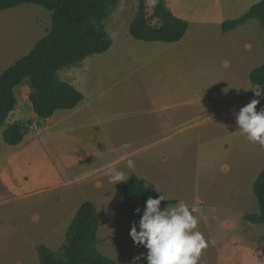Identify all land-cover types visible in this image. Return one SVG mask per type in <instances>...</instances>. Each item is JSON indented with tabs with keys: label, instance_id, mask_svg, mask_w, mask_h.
I'll list each match as a JSON object with an SVG mask.
<instances>
[{
	"label": "rangeland",
	"instance_id": "obj_1",
	"mask_svg": "<svg viewBox=\"0 0 264 264\" xmlns=\"http://www.w3.org/2000/svg\"><path fill=\"white\" fill-rule=\"evenodd\" d=\"M144 1L147 14H150L149 0ZM211 1L213 0H188L183 14L190 7L188 14L194 16L200 7ZM255 1L257 0H245L249 6L256 4ZM138 3L139 0H119L112 15L105 21V30L112 39V46L106 55L117 56L118 61L114 57L115 61L104 62L105 54L92 56L78 68L72 67L59 73L61 80L71 84L82 95L85 94V103L79 105L78 110L84 108V113L90 112L97 102H92L91 99L94 95L90 94L91 81L92 85L99 84L97 87L104 90L105 95L113 94L112 88L116 84L113 82L110 85L109 82L102 90L101 85H105L106 81L90 77L95 75L94 72L103 76L113 75L112 78L116 79L122 77L120 73L124 72L123 63L125 66L130 65L132 71L139 63H143L142 53L147 49L128 33V26L134 19ZM245 13L234 8L230 13L234 17L231 20ZM186 21L190 27L182 43L187 51H192L187 56H191L194 70L198 74L197 79L193 80H197L196 83L208 91L219 92H206L208 96H212L214 112L219 114L222 108L225 111L231 107L235 109L236 116L242 107L255 99L248 76L264 62V32L256 21H249L230 34V44H224L218 37L216 41L213 40V36L216 37V33L220 32L219 29L197 30V23L191 19ZM49 24V14L34 5H21L0 12V74L33 49L36 42L45 36ZM205 37L208 41H213L214 45L206 42ZM128 40L129 45L122 47ZM239 43L240 51L232 54ZM122 48L125 49L123 52ZM254 49L256 53L251 55ZM137 53H140L139 57L130 55ZM94 60L95 68L91 66ZM134 82V86H137L135 80ZM28 90L27 83L16 89L18 103L6 123L38 120L30 108ZM125 93L126 90L121 101L114 105L117 114L114 121L123 122L127 133L123 135L124 141L112 142L113 148L106 147L109 143L104 139L97 143H85L68 139V135L62 140L59 135L54 140L57 149L53 153H47L51 157L53 169L50 165L38 164V161L34 164L20 159L22 165L14 162L23 155H28L35 161L39 150L32 149V145L34 141L40 143L46 140L42 135L36 140H23L20 148L13 154L14 161L11 164L14 163L11 166L10 157L0 161V264H39L35 248L42 244L50 250H57L62 245L66 229L76 210L86 201L95 206L100 219L98 251L118 264H133L135 247L129 239L127 225L118 213L124 182L114 186L109 182L106 175L108 163L124 170L127 177L134 174L144 180L146 187L154 195L162 194L166 201L174 202L167 206H176L181 200L188 205L198 220L196 230L203 234L208 243L198 264H264V225H253L242 219L247 214L258 213L252 186L264 167V147L248 142L243 136H239L237 140L239 134L235 132L225 142L215 141L217 137L203 142L191 138L190 142H186L189 134L197 133V128L187 134L167 137L168 135L154 131L157 130L156 122L153 121L154 114L145 110L140 96L136 97V106L144 111L126 106L128 102ZM259 100L256 111L264 108V100ZM129 103L132 104L131 101ZM127 110L130 113L125 116ZM71 115L55 113L51 119L67 120L72 118ZM141 119H147L150 126L153 125L151 134L142 130H136L135 133L131 131L139 129V125H148ZM208 123L217 128L218 122L209 120ZM46 133L48 139H53L52 132ZM125 144L129 146L127 149L122 148ZM7 147L9 146L2 141L0 129V151ZM227 148L230 150H225ZM238 153L239 158L236 157ZM248 154L251 156L246 157ZM245 157L247 164L243 167L241 164ZM127 159L134 160V170L127 169ZM210 167L213 169L211 176L206 171ZM23 168L26 173L22 172ZM226 168L235 171L239 168L240 180L231 178V173L229 178L225 177V172L222 176L221 171ZM248 197L251 198L250 202ZM167 206L160 208L163 210ZM233 234L239 235L238 245L235 247L228 243L229 240L235 242L231 237Z\"/></svg>",
	"mask_w": 264,
	"mask_h": 264
},
{
	"label": "trees",
	"instance_id": "obj_2",
	"mask_svg": "<svg viewBox=\"0 0 264 264\" xmlns=\"http://www.w3.org/2000/svg\"><path fill=\"white\" fill-rule=\"evenodd\" d=\"M119 0H0V12L21 5L41 7L49 14V28L33 49L16 60L0 74V129L2 141L7 146L19 145L29 133L33 120L6 123L17 106L16 89L28 84L27 99L38 120L51 118L58 111L75 109L83 95L71 84L63 81L59 73L77 67L92 56L107 52L112 39L105 30V21L112 15ZM256 21L264 32V0L253 4L241 17L227 20L220 25L222 34L230 33ZM188 30V23L175 17L166 7L165 0H158L155 7H147L139 0L134 19L128 26L129 36L146 43L173 44L181 41ZM253 88L264 86V62L254 68L248 76ZM252 192L257 200L258 213L243 216L253 225H264V167L257 175ZM122 200L118 213L125 221L128 236L133 222L137 224L143 214L148 197L159 195L146 187L145 181L131 174L121 188ZM165 200V198H164ZM173 201H162L161 206L173 205ZM141 209L135 214V209ZM100 219L95 206L86 201L76 210L71 219L62 245L50 250L45 245L35 248L39 264H118L105 257L97 249ZM136 257L133 264H147V250L134 245Z\"/></svg>",
	"mask_w": 264,
	"mask_h": 264
},
{
	"label": "crops",
	"instance_id": "obj_3",
	"mask_svg": "<svg viewBox=\"0 0 264 264\" xmlns=\"http://www.w3.org/2000/svg\"><path fill=\"white\" fill-rule=\"evenodd\" d=\"M187 2L188 0H165L166 7L172 12L175 17L184 21L191 19V21L197 23V30L199 28H217L220 30V25L224 21L234 18L233 16H230L232 9L236 8L240 12H247L250 6H252L247 5L245 0H229V2L226 3H223L222 0H213L211 2H208L207 5L200 7L199 11L194 16H191L188 14V10H190V7H188V9L186 10V14H183ZM257 2L258 0L254 3ZM189 27L190 25L188 23V28ZM234 31L227 34H222L220 30V32L216 33V37L213 36V40L216 41V38L218 37V39L222 40L224 44H230L231 42L228 40V37ZM182 40L173 44L146 43L138 41L140 43H143L144 45L141 46H143L147 50L142 53L143 63H139L138 67L133 70L136 72L132 71L130 65L125 66L123 63L122 67L124 69V72L120 73L122 77L120 76L115 79L112 78L113 75H107L105 73L106 76H103L100 75L99 72H94L95 75L93 76L90 75V77L92 78H99V81H106L105 85L100 84L102 86V90L104 86L107 87V84L109 82L110 85H113L111 83L114 82L116 85L112 88V95H105V93H103L104 90L101 91V88L97 87V85L99 84L92 85L93 81H91L90 94L91 96L94 94L91 99L92 102H97L90 112L86 111L84 113V108L78 110V106L85 103L84 99L73 110L56 112V114H72L70 116L72 117L71 119L54 121L53 119H51L53 116L49 119L41 121L33 119V124L30 127V131L23 140H27V138L36 140L42 135V137L46 138V140H43L40 143L38 141L33 142L32 149L39 150V152L37 153L38 159L36 158L34 161V158L28 155H23L19 156V158L14 161L13 154L15 150H18L20 148L19 146L23 142L22 141L17 146H9L5 150L0 151V161L2 159L10 157V166L14 162L22 165L20 159L23 162H31L35 164V162L38 161V164H47L51 166V157L48 156L47 153H53V151L57 149L54 140L59 135H61L60 138L62 140L67 138L68 135L70 136L68 139L72 138V140L82 141L85 143H97L98 141L104 139L106 143H109V146L107 145L106 147L113 148L112 142L124 141L123 135L124 133H127V130L124 128L123 122L114 121L117 116L114 105L116 104V102L121 101L125 90L126 102H128L126 106L130 105L136 111L139 109L144 111V109L136 106V97L140 96L141 101L145 104V110H148L149 112L154 114L155 119L153 121L156 122L157 129L154 131L168 135L167 137L172 138L178 135L187 134L189 131L196 128L198 129L197 133L189 134L185 139L186 142H190L191 138L203 142L213 139L214 137H217L215 141L223 140V142H225V140L233 135L234 132L238 134L236 132L238 130V126L235 120V109L230 107L224 111V108H222L221 113L218 114L217 112H214V104L211 103L212 96H208L206 92H219L217 90L208 91L205 87H200L196 83L197 80H193L197 79L196 76H198V74L194 70L191 56H187V54L192 53V51H187L185 49V45L182 43ZM205 41H208L207 37H205ZM129 43L130 40L122 44V47L126 45L128 46ZM208 43L210 45H214L213 41H208ZM124 50V48L121 49L122 52ZM237 51H240V43L237 50H234L232 54L237 53ZM255 53L256 50L254 49L250 54L254 55ZM104 54L105 55L101 54L104 56V62L115 61L114 57L118 61L117 56L113 57L111 54L106 55V52ZM130 55L139 57L140 53H137L136 55ZM121 62H123L122 59ZM91 66H94V68L96 67L95 60L93 61V64ZM134 80L136 81L137 86H134ZM87 88L88 85L86 86V89ZM78 89L81 90L80 88ZM83 95L85 96V94ZM129 101H131L132 104L129 103ZM129 113L130 110H127V113L124 114L125 116H127V114ZM141 120L147 122L148 125H139V129H133L131 131L135 133L136 130H142L143 132L147 131L149 134H151L153 132V125L151 127L147 119ZM206 120H213V123L218 122L217 128L211 127ZM46 131H50V134L51 132L54 134L53 139H48ZM2 132L3 129H1V137ZM239 136L240 135H237V140H239ZM167 137L165 139H167ZM32 140L29 139L27 141ZM225 146L226 145L224 144V148ZM225 150H228V148ZM239 154L240 153L236 155L237 158H239ZM250 156L251 155L248 154L246 157ZM246 157L242 159L243 164L241 165L243 167L247 164V162L245 161ZM11 161L14 162L11 164ZM51 168L53 169L52 166ZM206 171L210 176L213 173V169L211 167L207 168ZM22 172L26 173L25 168L22 169ZM221 172L223 174L222 176H224L225 172V177L229 178V174L231 173L233 174L231 178L238 181L240 180L239 176L241 175V170L239 168H237L236 171L234 169L232 170L231 168H226L225 171ZM205 189L210 188L205 187ZM247 199L248 202L251 201L250 197H248ZM231 237L235 239V242L229 240L228 243L232 247L237 246L239 235L236 236L233 234Z\"/></svg>",
	"mask_w": 264,
	"mask_h": 264
},
{
	"label": "clouds",
	"instance_id": "obj_4",
	"mask_svg": "<svg viewBox=\"0 0 264 264\" xmlns=\"http://www.w3.org/2000/svg\"><path fill=\"white\" fill-rule=\"evenodd\" d=\"M157 2L158 0H149L152 7ZM257 88H254L253 97L254 94L257 97L262 95L261 89L255 92ZM259 103V99H253L239 110L235 116L238 126L236 132L248 142L264 147V108L256 111ZM128 147L126 144L122 146L123 149ZM126 167L134 170V160L127 159ZM106 175L113 186L128 180L125 171L112 163L106 165ZM162 201L165 200L161 195L158 198H147L138 221L139 231L136 222H133L129 232L134 245L143 246L147 250L144 257L147 264H198L208 243L203 234L196 230L197 218L182 200L176 206H167L161 210ZM140 212L141 209H135V214ZM138 259L140 257H135L134 261Z\"/></svg>",
	"mask_w": 264,
	"mask_h": 264
},
{
	"label": "built area",
	"instance_id": "obj_5",
	"mask_svg": "<svg viewBox=\"0 0 264 264\" xmlns=\"http://www.w3.org/2000/svg\"><path fill=\"white\" fill-rule=\"evenodd\" d=\"M260 89H261V93H262V95H261L260 97H257V96H255V94H254V97H255V99H263V100H264V86H263V87H260V88H257V89L255 90V92L258 91V90H260Z\"/></svg>",
	"mask_w": 264,
	"mask_h": 264
}]
</instances>
